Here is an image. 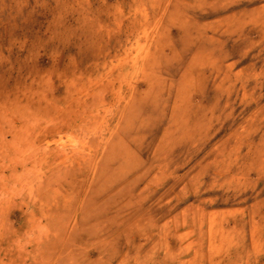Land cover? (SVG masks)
Instances as JSON below:
<instances>
[{
    "label": "rangeland",
    "instance_id": "rangeland-1",
    "mask_svg": "<svg viewBox=\"0 0 264 264\" xmlns=\"http://www.w3.org/2000/svg\"><path fill=\"white\" fill-rule=\"evenodd\" d=\"M0 197V264H264V0H0Z\"/></svg>",
    "mask_w": 264,
    "mask_h": 264
},
{
    "label": "bare ground",
    "instance_id": "bare-ground-1",
    "mask_svg": "<svg viewBox=\"0 0 264 264\" xmlns=\"http://www.w3.org/2000/svg\"><path fill=\"white\" fill-rule=\"evenodd\" d=\"M75 114H76V113H75ZM80 119H82V118H80ZM78 120H79V119H78ZM76 122H77V121H76ZM12 154H13V153H12ZM21 157H22V156H21ZM12 158H13V157H12ZM22 160H24V159H22ZM30 164H31V163H30ZM49 164H50V163H49ZM34 165H35V164H34ZM33 170H34V169H33ZM39 172H40V171H39ZM10 176H12V175H10ZM48 176H49V175H48ZM10 179H11V178H10ZM17 181H18V180H17ZM23 181H24V180H23ZM30 181H31V180H30ZM25 183H26V182H25ZM31 192H32V191H31ZM2 195H3V194H2ZM28 195H29V194H28ZM0 198H2V197H0ZM9 198H10V197H9ZM3 199H4V198H3ZM26 201H27V200H26ZM8 202H9V201H8ZM8 202H7V203H8ZM11 202H12V201H11ZM19 202H20V201H19ZM27 203H28V202H27ZM3 204H4V203H3ZM8 206H9V205H8ZM8 206H7V207H8ZM30 208H31V207H30ZM32 208H33V207H32ZM32 208H31V209H32ZM3 209H4V207H3ZM38 211H39V210H38ZM39 224H40V223H39ZM33 226H34V225H33ZM35 226H36V225H35ZM38 226H39V225H38ZM41 229H42V228H41ZM39 232H40V231H39ZM62 236H63V235H62ZM47 237H48V236H47ZM40 255H41V253H40Z\"/></svg>",
    "mask_w": 264,
    "mask_h": 264
}]
</instances>
